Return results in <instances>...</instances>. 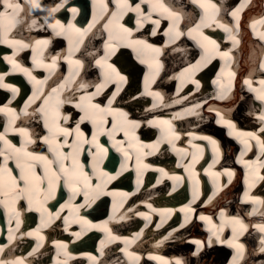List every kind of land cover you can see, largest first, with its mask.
<instances>
[{
    "label": "bare ground",
    "instance_id": "6f19581e",
    "mask_svg": "<svg viewBox=\"0 0 264 264\" xmlns=\"http://www.w3.org/2000/svg\"><path fill=\"white\" fill-rule=\"evenodd\" d=\"M69 1L70 0H37L40 7L36 8L32 6L30 0H18L21 5L24 4L26 6L27 13L29 12L28 15L30 16L28 17V15L21 14L22 11H24V7H22L18 10L16 23L8 32L6 41H4L3 32H0V41H4L0 42V48L3 49H0V76L3 77V81L0 82V89L3 90H0V97L3 98L0 103V108L4 109V111H0V117H2L5 112L9 113V115H6L3 119L0 118V124H3V122L6 123V121L11 124L15 119L19 121V124L9 125L7 129L5 128L6 132L16 134V141L6 136L11 144L17 146L18 143H20L18 148L26 149V146H21V143L24 141H44L47 131L45 127L44 110L48 107L45 105L44 101L49 97H51L49 100L50 104L56 103L57 100L63 101V103L59 104V111L62 118L65 116V112L68 111L66 112L68 113L66 116H70L74 120L75 108L78 107V105L82 109H89V102L86 101V98H94L97 94L96 98H102L103 95L108 97L111 96V105L107 104L105 107L101 106V108H111L113 110L111 113L104 116L105 121H107L105 124H113V122L116 121L115 112L122 111V107H124L125 104L113 105V95L112 92H110L108 81L110 75H113V72L107 67L108 64H111L124 79L128 77L129 82L125 90L126 92L121 93L117 99L125 101L132 110L137 109L142 104L140 91H132L137 81L134 76L141 73V79L147 71H154V73L150 75L149 79H151L155 72L159 71L157 67L158 64L160 62L165 63L166 57L170 62L173 61L176 65L167 71L169 74H174V79L179 87L170 101L163 100V103H161V101L155 100L154 104L148 108L147 113H149L150 108L156 106L158 109L155 111H161L153 115H148L146 117L147 120L145 118V124L153 129L151 135L154 137V140L152 141H147L142 137H140V139L136 138L134 134L136 126L132 125L130 127V132L133 136H130V138H125L124 131L120 130V128L113 127V129L110 130L109 128H105L106 126H99L97 124H92L90 126V130L93 134L86 140L87 142L93 143L94 146L99 143L101 144L102 148H98L97 152H100L101 155H105L107 165L103 167L102 170L96 172L98 177L97 180L91 181L92 187H88L87 199L85 198V194H83L82 197H80L82 203L80 204V199L77 202L73 201L72 207H70L71 210L66 207L68 202L62 204L58 208L66 209L58 217L59 220L62 221L61 224L55 223L47 233L42 234L40 231H34L35 235L34 233L28 232L24 227L31 220V218L26 219L25 216L31 217V214L26 212L22 215L23 210H18L15 208V205L9 203V206L6 207L4 204L0 203V220L3 214H5V216L9 214L6 217V224H4V234L9 237L10 240H14L15 242L20 241L17 243V247L22 248L23 246L26 247L27 245H31L30 247L32 248L29 255L23 256L21 255L22 253L17 254V251L14 250V246L5 245L6 239L3 241L1 233L0 254H3L6 250L9 251V254L6 257H0V264H32L33 262L45 264L44 260H46V256L49 253L48 245L56 250H63L64 246L73 247V249L66 250L65 253L67 255L60 251L63 255H57L53 260L54 264H70L68 261L72 258L76 259L74 264H80L82 258L90 259L87 264H96L98 259L101 258L98 256V253L103 254L104 249L102 250L97 247L93 250V248L94 246H99L102 239H104V247L108 251L107 256L109 257L106 259L102 258L103 263L101 264H136L137 258H145L153 264H172L171 260L175 255H167L163 249H158L157 247L161 245H163L165 249L177 247L186 252V259L188 262L191 260V264H209L210 262L207 263L206 260L213 257V255L215 259H220L219 256L225 250L222 247H216L214 242L217 244H224L226 242L229 246L239 248L238 245L242 244L234 241L232 237L236 231L242 229V222L246 223V226L249 227L250 223L244 221L243 215L237 219L232 213L220 211L218 212L220 225H213L210 227L208 221L213 222L211 215H205L204 213L206 211L198 209L197 206H195L196 204L193 207L187 208L179 201L183 197L184 190H186L188 196L191 197L194 202H197L204 190L201 188L202 184H204V176L209 181L211 187L216 185V189L220 188V183L223 179L229 180L230 178L229 171H219L218 168L212 170L206 167L202 169L201 166H197V162L195 161L201 158L207 149L210 151L211 157H213V147L219 150L221 146L223 147V156L228 160L230 159L231 151L234 146L230 141L222 138L223 132H220L221 130L211 126L212 120H214L215 125L225 128L223 124L231 125L234 118L235 120L242 121L243 125L245 127L248 126L251 130H253L250 127L252 124L251 122H254L255 131L257 132L248 134V136H242L241 139L245 144H250V141L254 143L260 130H264V119L261 118L264 117V111H261L258 106L259 103L264 104V99L260 98L264 96V85L260 83L261 80H264V75H260L255 70V64L259 61V57L262 53V46H264V25L254 20L259 15V12H257L259 6L264 11V0H253L251 2L252 5H250L254 7L253 10L251 13L245 12L244 20L239 24H236V20L238 19L237 12L235 11V15H233V13H228L225 7L216 0H211V3L216 5L215 8L210 7L207 0H179L183 10L178 11V20L176 19L174 21H172V14L168 12V9L165 6L161 7L160 4L157 5L158 10L166 13V15H161L157 19V15L155 16L156 10H148V7L152 6L151 0H131L134 5L137 3L140 4L144 11L143 16L137 12L131 11L125 12L121 16V9L117 7V0H112V4L110 0ZM188 1L194 5L195 9H189ZM14 2H16V0H14ZM202 4H207L209 9L203 8L201 6ZM105 5H107V7H105ZM186 6L188 7L184 8ZM243 8L242 6L241 9ZM73 10H78L77 14L79 15V19L86 16V21L90 17H93L92 19L95 23L99 22L97 28L103 24L104 26L107 25V27H111V29H107L106 27H99L93 30L89 29L92 33L87 35L78 24L71 22L70 19L67 22L68 25H75V28L81 31L78 33L74 29H69L66 21H62L58 18V15H63V19L66 20L68 15L72 16ZM259 11L261 12V10ZM112 13L117 14L120 24H123L126 28L133 29L131 39L146 40L147 43L153 47L149 49L142 45L129 46V40L116 37V31L114 29L116 18L112 16ZM226 15L229 16L230 20H233L232 23H234V28L238 32H234L231 23L225 18ZM126 16L128 17L126 18ZM133 19L135 20V24L130 26ZM246 19L252 20L250 22ZM57 20L60 21L61 25H64V28L56 25ZM110 20H112L113 23L110 24ZM137 20L141 21L139 25L137 24ZM153 21H159V23L156 24L153 23ZM164 21L175 23L169 28H166L165 25H162ZM105 30H107V33H105L106 36L102 34ZM152 30L154 31L152 32ZM186 31H188V33H186ZM177 33L182 34L183 37L186 36L191 41L194 49L188 42L182 41L174 46L171 51H166L164 48L165 43L171 44L172 42L169 41L173 37H177ZM110 34L116 38L110 39ZM100 35L102 39L96 40L100 38ZM159 36L164 40L163 43H161ZM204 36L209 37L210 40H214L216 42L215 45L209 44L208 41L204 40ZM223 36L225 38L222 40ZM233 37L235 39H233ZM15 41H21L22 44L14 43ZM44 41H47V43L45 44ZM235 41H237L235 44H242L240 49L237 48L238 51L236 55L229 53L230 49H227L225 44L226 42L231 44ZM258 42H260L262 46ZM62 43H64V45ZM23 45H27V47ZM106 45H108V47H106ZM118 47L119 50L115 53V48ZM154 49H159L160 51L156 52ZM223 53H227L228 55L225 56ZM27 59L30 61L29 65L25 64ZM62 59L70 66L71 73L67 74L61 81L60 75H63V70L61 72V65L58 60ZM193 59H197V61ZM76 60H79L80 64H76ZM97 60H100L101 63L97 64ZM217 60L218 62H216ZM12 61H15V65ZM166 63V66H168L167 61ZM192 63L196 65L200 63L208 67L203 72L200 71V68L194 69V67L191 66ZM72 65L77 66V68H72ZM92 65L100 69L102 82L99 81L98 76L92 73ZM216 67V73L214 74ZM23 69H27V72ZM141 69H144V71ZM124 70H126V72L131 71V74L127 76ZM259 70L264 74V58L260 62ZM83 71H87V74L90 77L92 76L91 79H94L93 75L96 76L95 81H99L101 85H108L107 90L100 91L101 89H99L93 92L92 86L88 84L92 83L91 80H88V82H83L82 80L87 75ZM243 72H247L246 77L242 79L237 78L238 83L235 87V91L231 95L229 93L226 97V99H229L227 101V104H229L228 108L223 106H217L216 108L213 101L225 96L232 86L231 81L234 75L236 73L242 74ZM55 73H57V75H55ZM120 76L115 75L114 78H110V83L116 85L115 88L117 91L119 88L124 89L126 87L123 82H120ZM203 76H205L206 79L202 78ZM32 77H35V79H32ZM103 77H105V79ZM189 78H191V80H189ZM239 82L242 83L246 90L243 91L242 85ZM172 84L173 83L170 85ZM186 84H190L194 87L192 92L188 95L186 94L188 88L187 90L182 89ZM3 85H8V87ZM61 85H63V87H61ZM81 85H83V87H81ZM53 88L57 89L56 93L52 92ZM12 89H16V91L14 92ZM155 89L156 88H153L152 91L157 92ZM28 90L32 91V94L28 95ZM72 93L75 97L80 98L82 102L78 101L76 104ZM81 97H84V99L82 100ZM187 97L188 106L186 110H184L186 105L182 104V111L170 109L162 112L166 104L175 106L181 102L185 103ZM239 97L245 100L248 106L246 110L241 112L238 107L235 106V102ZM15 99L18 100L15 101ZM6 100L11 102L13 106H10V103H6ZM91 102L94 104L95 101L91 100ZM66 105H71V107H66ZM8 109H12L13 111H8ZM216 109H221L223 113L217 112ZM137 112L136 115H131L127 117V119L136 122L142 119L143 116H141L140 110H137ZM24 114L27 116H24ZM29 115L30 117H28ZM188 116H196L195 119L197 122L189 120V122L192 123L189 124L188 122L186 126H190L191 124L193 126L194 123H199L203 125L202 129L206 126V130H203L205 131L204 133L213 136H206L204 133L199 132L197 125L193 128V131L190 130L185 133L171 129L172 127H176L173 123L174 118L182 117L185 119ZM62 118L61 120H63ZM119 120L124 122V117H120ZM183 122L185 123V121ZM43 124L44 126L42 128ZM77 124L78 123H76L73 128L68 125L65 126V124L61 126L70 129L72 133L76 134L75 129ZM119 124L123 126L124 123ZM126 125L130 126L128 124ZM21 128L26 130L25 133L19 131ZM98 128L99 131H96ZM44 129L45 131H43ZM142 129L145 130L146 135L151 133L144 126H141L140 130L142 131ZM80 130L83 134L89 133V130L86 131V127L83 125H80ZM0 133L5 135L2 129H0ZM94 135L96 137L95 141H93ZM151 135L149 139H152ZM102 136L103 138L100 139L99 137ZM105 136L110 138L109 155L111 157L108 156V147L102 142ZM226 136H228V134ZM184 137L187 138V142L184 143L182 140L180 141L181 143H179V139ZM212 137L216 138L213 142H210L209 139ZM63 139H65V137ZM0 142L4 144L3 141ZM81 145L86 146L87 143L81 142ZM84 146L82 151L86 152L88 148ZM160 146L162 149L166 148V150L161 149V153L159 154L161 160H159V158H156L154 161L145 160L143 162L142 159L140 160V158H146L148 155L159 150ZM250 146L252 145L250 144L243 149L244 154L250 151ZM149 148V152H146ZM102 149H107V151H103ZM259 149L260 157H258L254 163L248 162L247 160L240 163L246 173L252 177L249 178V182L252 184H255L256 178L257 180L259 179L258 175L256 177L255 173L251 171L252 168L256 169L258 174L259 168L264 165V147H260ZM0 150H7L9 154L13 155V159L9 161V167L13 169L14 174L18 175L20 169L16 167L14 149L2 147ZM115 153H118V157L122 159L123 164L117 165L119 158ZM99 157L100 155L96 160ZM2 159L3 158L0 157V160ZM165 160L166 162L164 164ZM180 162L188 167L185 173H183V168L175 167ZM214 163L215 159L212 160L210 166L212 167ZM116 166L118 169L115 168ZM36 170L38 173L43 174L44 168L41 166V163H37ZM85 172L92 178L88 170ZM147 172L153 175L152 178H154V180L148 185H145L148 180V176H146ZM104 173H107V175H104ZM128 173H130L129 177L131 180L134 179V175H136L137 178V180L131 184L130 189L126 188L123 194L121 191L113 190V185L119 184L120 181L123 182L125 180L124 178H127L126 174ZM221 175L225 177L220 178L218 181L215 177ZM109 177L115 178L110 179ZM97 181H99L98 184ZM161 181H163V186L158 188L159 184L156 183ZM236 182L237 180H234L228 190L223 191L215 198L211 202V205L214 206L221 202L224 195H227L229 198L233 197L237 185ZM96 185H99V187H95ZM135 185H137V187H135ZM168 186L169 188L166 189ZM147 187L148 189L146 191ZM187 187L190 191L187 190ZM193 188L197 191H193ZM259 188L264 191V181L260 184ZM80 193L81 191L75 194L72 193V197L76 198ZM55 194L57 196V203L65 197V195L59 196L61 190H58ZM51 195L45 191L41 197L44 196L49 199ZM137 198L140 199L139 203L133 207H129V203L135 202ZM247 198H249L248 201L251 202V205L254 206V210L259 208L258 199L251 197ZM3 199L4 197L0 196V200ZM128 199L130 200L124 205ZM22 200L27 201L25 198L17 202ZM47 202L53 201L48 200ZM111 202L112 205L116 202L118 209L122 208L123 205L124 207L121 211H116L117 214L115 217H111L109 221L107 220L105 225L98 224L96 220H91L86 217L85 212L95 214L97 212L107 211V207ZM182 202L185 203V200H182ZM40 205V202L37 203L36 207L33 208V212L39 213L41 211ZM231 206L233 208L235 207V210L239 209V206L236 204H232ZM13 208L15 209L14 211L12 210ZM261 210L264 211V207L261 208ZM54 211H56L55 208L52 209L51 213L53 214ZM49 213L50 211L47 210L46 215ZM111 213L113 215V210H111ZM179 213L188 216V218L192 216L208 219L206 241L211 244L210 249L204 248L198 256H191L188 253L190 245L187 243V239H190L189 241L192 243L197 237V235L190 232L189 229L191 226H196L195 222L182 231L173 234L168 231V229L176 224L179 219ZM208 213H211V211H208ZM55 214L54 216H56ZM133 216L140 222L133 224L134 228H131L126 235L117 237V242L119 241L123 246V250L119 251L122 257L117 253L118 247L115 246L116 243L113 241L112 233L105 235L104 238H102V235H99L96 240L93 234L85 236L89 231V224L94 229L110 228L109 226L113 225V220L115 224L126 218H131V221L134 222L135 218ZM72 217H75L74 220L78 219L77 222L81 223L80 226L74 227V225H72ZM53 220V217L49 216L45 224L48 225L51 221L53 222ZM85 221H87V223H85ZM237 221H239V223H237ZM21 223H23V225ZM45 224H43L41 228L38 224H35V227L41 230L45 227ZM261 225H264L262 219L254 224L253 227L260 234L264 235V232L260 230ZM2 227L0 223V232H3ZM29 227L31 226L27 225V228ZM152 227L156 228L158 232L154 233ZM73 228H76V230L74 231ZM111 229L113 232V227L108 229V231ZM64 233L72 234L69 238L71 242L66 243L68 238L67 236H63ZM228 234H230L231 238L226 241ZM251 234V231H249L246 236L248 243L253 241V236ZM238 236L237 233L235 238ZM58 237L59 240H55ZM32 238L35 240V244ZM41 240L46 241V245L41 252L36 254ZM81 246H87L90 249L85 248L81 250L79 249ZM262 249L264 248H261L259 252L264 251ZM34 254H36L35 256L38 258H34L33 261L31 255ZM260 256L261 253L257 256V260H260ZM262 256V259H264V253ZM235 262L236 260L234 259L230 264H235ZM81 263L83 264L82 261ZM140 264L148 263L144 260ZM256 264H264V262L260 260Z\"/></svg>",
    "mask_w": 264,
    "mask_h": 264
},
{
    "label": "snow or ice",
    "instance_id": "6c2138e0",
    "mask_svg": "<svg viewBox=\"0 0 264 264\" xmlns=\"http://www.w3.org/2000/svg\"><path fill=\"white\" fill-rule=\"evenodd\" d=\"M33 7H40L37 0H30ZM158 4H160V0H156ZM210 7L215 8L216 5L211 3V0H207ZM163 7L162 4H160ZM204 7V4L201 5ZM107 7V5H105ZM117 7L121 9L120 15L122 16L125 12H137L141 16L144 15V11L141 8L140 4H133L131 0H117ZM22 8V5L16 0H0V32L4 34V41L7 40V34L12 27H14L16 23V16L18 14V10ZM75 11V10H73ZM235 15V13H233ZM112 16L116 18V22L114 25V29L116 31V37L121 39L129 40V46L132 45H142L145 48L151 49L153 46L148 44L146 40L142 39H131L133 34V29L124 27L123 24L119 23V17L116 13H112ZM109 23H113L112 20ZM141 23L140 20H137V24ZM153 23L158 24L159 21H153ZM56 25L64 28V25L60 24V21H56ZM69 29H74L76 32H80L81 30L75 28V25L69 24L67 26ZM107 27V25H105ZM82 34V33H81ZM179 35V33H177ZM110 34V39L116 38ZM233 39H235L233 37ZM204 40L208 41L209 44L215 45L214 40H210L209 37L204 36ZM0 41V42H4ZM14 43L22 44L21 41H15ZM46 44L47 41H44ZM27 47V45H23ZM108 47V45H106ZM154 51L159 52V49H154ZM223 55H228L227 53H223ZM15 65V61H12ZM76 64H80L79 60L75 61ZM97 64H100L101 61L97 60ZM106 63V61H105ZM54 66V64H53ZM107 67L111 69V72H114L117 76H120L119 72L111 65L108 64ZM27 72V69H23ZM30 75V73H29ZM110 75V74H108ZM35 79V77H32ZM120 79L123 80L124 77L120 76ZM3 81V77L0 76V82ZM39 83V81H38ZM260 83L264 85V80H261ZM8 87V85H3ZM63 87V85H61ZM83 87V85H81ZM99 85L97 88L99 89ZM14 92L16 89H12ZM53 93L57 92V89H52ZM158 95V94H157ZM264 99V96L260 97ZM51 97L45 99L44 103L48 107L44 110L45 116V127L49 129L50 136L44 137V142L49 145V151L54 154L55 159H49L48 156L37 154L35 152L27 151L26 149L16 148L15 145L11 144V142L6 138L3 133H0V141H3L4 144L14 149L16 167L20 169L18 175L13 173V169L9 167V161L13 159V155L9 154L7 150H0V157L3 159L0 160V196L4 197L3 200H0V203L4 204L6 207L9 206V203L15 205L16 202L20 199H27L29 204H32L33 201L37 203L40 202L42 194L46 191L49 195L55 190V187L58 183L63 179L64 183L67 184L73 193H77L80 190V185L83 183L85 189L88 187H92L91 177L90 175L83 170V165H79L77 160V155L79 152L80 143H87V140L81 141L80 138L83 137V132L80 130V124L76 125L75 133L77 136V141L75 143L70 144L67 140V137L72 136V131L68 128L62 127L60 120L61 114L59 111V104L63 103V101L57 100L56 103L50 104L49 100ZM83 100L84 97H81ZM91 98L89 97V107L91 111L85 110V115L81 116V123L84 120H90L94 125L99 123L100 125L105 124L104 116L111 113L113 110L111 108L104 109L101 108L99 104H92L90 102ZM112 101H109V105H111ZM79 107V105H78ZM0 111H4V109L0 108ZM8 111H13L12 109H8ZM122 117H124V123L132 126H138L136 121L128 120L127 113H120ZM264 119V117H261ZM62 119L67 120V117H63ZM50 121V123H49ZM115 128L116 126L113 125ZM120 130L124 131V134L127 136L128 132L121 126ZM21 133H25V129L21 128L19 130ZM65 137L63 141L58 139L59 136ZM111 135V133H110ZM96 140L95 135L93 136V141ZM67 146L71 149V152H64L63 148ZM97 148H102L101 145L97 144ZM264 146V145H262ZM103 151H107V149H102ZM127 155V153H126ZM71 159V164L67 163ZM41 163L44 166L43 174L37 172V163ZM58 163V167L55 165ZM107 175V173H104ZM110 179H114L115 177H109ZM264 179V177H262ZM95 187H99L96 185ZM85 198L87 199V191H85ZM15 210L14 208L12 209ZM40 210V209H37ZM46 211V209H45ZM51 215V213H49ZM87 223V221H85ZM239 223V221H237ZM241 227H244L241 224ZM260 230L264 232V225L260 226ZM196 243H200L197 241ZM239 248H243V245H238ZM264 250V249H262ZM177 264H180L177 261Z\"/></svg>",
    "mask_w": 264,
    "mask_h": 264
},
{
    "label": "rangeland",
    "instance_id": "374dc122",
    "mask_svg": "<svg viewBox=\"0 0 264 264\" xmlns=\"http://www.w3.org/2000/svg\"><path fill=\"white\" fill-rule=\"evenodd\" d=\"M141 74V73H140ZM139 78H140V76H138ZM137 77V78H138ZM134 78H136L135 76H134ZM139 78H138V80H139ZM137 80V81H138ZM244 91V90H243ZM235 106H237L238 107V109H239V111L241 112V111H243V110H246L247 108H248V106H247V103H246V101L245 100H242L240 97L237 99V101L235 102ZM222 256V253H221V255L219 256V257H221ZM217 259V258H216ZM206 262L207 263H215V256L213 255V257H210L208 260H206ZM209 263V264H210Z\"/></svg>",
    "mask_w": 264,
    "mask_h": 264
}]
</instances>
